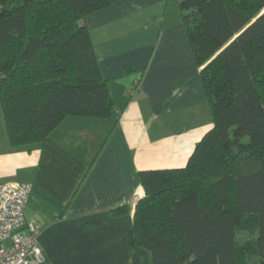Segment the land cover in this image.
Returning <instances> with one entry per match:
<instances>
[{
    "label": "trees",
    "instance_id": "obj_1",
    "mask_svg": "<svg viewBox=\"0 0 264 264\" xmlns=\"http://www.w3.org/2000/svg\"><path fill=\"white\" fill-rule=\"evenodd\" d=\"M115 1L0 0L10 145L43 141L68 115L114 116L83 19ZM178 3L213 124L184 166L138 171L145 194L134 208L135 240L152 264H264V0Z\"/></svg>",
    "mask_w": 264,
    "mask_h": 264
},
{
    "label": "crops",
    "instance_id": "obj_2",
    "mask_svg": "<svg viewBox=\"0 0 264 264\" xmlns=\"http://www.w3.org/2000/svg\"><path fill=\"white\" fill-rule=\"evenodd\" d=\"M179 7L117 0L85 15L114 116L68 115L43 141L12 146L0 105V184L31 181L25 216L48 264H152L133 230L138 171L184 166L213 124Z\"/></svg>",
    "mask_w": 264,
    "mask_h": 264
},
{
    "label": "built area",
    "instance_id": "obj_3",
    "mask_svg": "<svg viewBox=\"0 0 264 264\" xmlns=\"http://www.w3.org/2000/svg\"><path fill=\"white\" fill-rule=\"evenodd\" d=\"M31 181L0 184V264H48L38 228L25 216Z\"/></svg>",
    "mask_w": 264,
    "mask_h": 264
},
{
    "label": "rangeland",
    "instance_id": "obj_4",
    "mask_svg": "<svg viewBox=\"0 0 264 264\" xmlns=\"http://www.w3.org/2000/svg\"><path fill=\"white\" fill-rule=\"evenodd\" d=\"M0 105H1V100H0ZM3 125L5 127L4 119H3ZM250 235H251V232H249V231H240L239 232V236H240L241 239H245L246 237H249Z\"/></svg>",
    "mask_w": 264,
    "mask_h": 264
}]
</instances>
